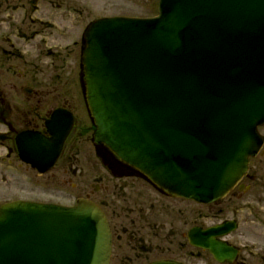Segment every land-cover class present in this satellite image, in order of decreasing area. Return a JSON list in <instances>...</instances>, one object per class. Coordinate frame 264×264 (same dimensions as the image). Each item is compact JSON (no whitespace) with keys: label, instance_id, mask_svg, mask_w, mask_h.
<instances>
[{"label":"water","instance_id":"water-1","mask_svg":"<svg viewBox=\"0 0 264 264\" xmlns=\"http://www.w3.org/2000/svg\"><path fill=\"white\" fill-rule=\"evenodd\" d=\"M157 13L103 18L85 30L79 80L91 141L113 173L208 204L238 183L263 144L264 0H159ZM50 123V140H18L22 159L41 173L57 160L73 120L56 114ZM109 257L108 224L88 200L0 207V264Z\"/></svg>","mask_w":264,"mask_h":264},{"label":"flooded vegetation","instance_id":"flooded-vegetation-1","mask_svg":"<svg viewBox=\"0 0 264 264\" xmlns=\"http://www.w3.org/2000/svg\"><path fill=\"white\" fill-rule=\"evenodd\" d=\"M90 5L93 14L97 4ZM89 9L87 0H0V174L8 176L9 185L17 184L10 176L21 168L36 173L21 162L16 138L27 132L50 138L46 123L57 109L75 117L56 163L67 155L63 174L71 170L67 147L81 137L70 104L76 89L73 78L79 75L81 37L91 22L114 16L97 13L87 17ZM261 169L250 167L247 176L223 200L206 206L213 217L231 215L218 221L208 222L197 203L167 198L138 178L109 172L95 177L93 191L83 197L96 203L107 219L111 233L109 264H264V224L255 210L264 202ZM16 200L36 202L10 201ZM243 213L251 218L247 227L260 230L219 231L222 235L214 236L215 244L229 251L222 262L199 248V230L190 233L225 220L235 221L239 228Z\"/></svg>","mask_w":264,"mask_h":264},{"label":"rangeland","instance_id":"rangeland-1","mask_svg":"<svg viewBox=\"0 0 264 264\" xmlns=\"http://www.w3.org/2000/svg\"><path fill=\"white\" fill-rule=\"evenodd\" d=\"M76 1L79 2V0ZM87 2L88 9L92 7L90 3L97 4L96 6L101 8L99 10L100 8L97 9L95 7L96 11L93 13L94 15L100 13L102 15L148 17L156 13L157 0H87ZM90 10L87 17L93 16V14H90ZM73 83H75L74 87L76 89L73 88L74 91L70 96V104L75 111L79 132L81 130V137L70 142L67 147L71 156V170H69L67 175L63 174L67 156L64 155L56 167L44 176H38L36 173L21 168L18 170V173H13V176L9 175L10 178L17 181V184L11 183L9 185L10 182L6 181L8 176L5 178V174H0V193H2L0 194V202L19 198L40 202H56L69 206L73 204L75 199L93 191L92 187L97 183L94 179L95 177L108 173L101 166L100 160L96 157L94 148L90 142V133H88L90 122L78 88L77 78L75 80L73 78ZM259 132L264 136V128L260 129ZM251 168H262L261 170L264 174V156H259L253 160ZM29 189L31 191H28ZM6 191L8 192L6 193ZM91 197H95V195H91ZM209 210L211 209L208 207H199V212L203 216H208V222L229 219L231 217L228 213H222L220 216L213 217ZM255 210L264 224V202L257 207L255 206ZM213 211L215 210L212 209ZM250 220L251 218L247 213H243L239 217L240 226L238 230H260L252 226L247 227V223Z\"/></svg>","mask_w":264,"mask_h":264}]
</instances>
